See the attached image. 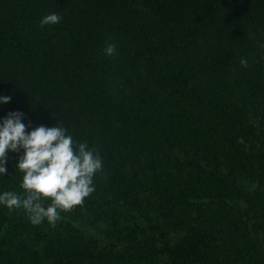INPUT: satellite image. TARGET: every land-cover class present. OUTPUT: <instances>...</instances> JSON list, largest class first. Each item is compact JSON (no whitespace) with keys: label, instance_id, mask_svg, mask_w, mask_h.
Listing matches in <instances>:
<instances>
[{"label":"trees","instance_id":"1","mask_svg":"<svg viewBox=\"0 0 264 264\" xmlns=\"http://www.w3.org/2000/svg\"><path fill=\"white\" fill-rule=\"evenodd\" d=\"M0 96L103 161L55 225L0 205V264H264V0H0Z\"/></svg>","mask_w":264,"mask_h":264},{"label":"clouds","instance_id":"2","mask_svg":"<svg viewBox=\"0 0 264 264\" xmlns=\"http://www.w3.org/2000/svg\"><path fill=\"white\" fill-rule=\"evenodd\" d=\"M59 14H48L40 21L41 27L60 23ZM116 44L106 42L104 55L116 54ZM243 68L249 67L247 59H241ZM11 96H0V103L7 104ZM23 112H9L0 121V174H7L9 152L20 153L16 166L21 170L20 185L26 190L22 195L12 191L0 194V205L9 210L22 208L33 225L47 218L55 225L58 211L71 210L81 205L95 191L94 177L103 169L100 155L88 144H76L67 129L60 125H40L27 131ZM44 197L52 198L46 207Z\"/></svg>","mask_w":264,"mask_h":264}]
</instances>
